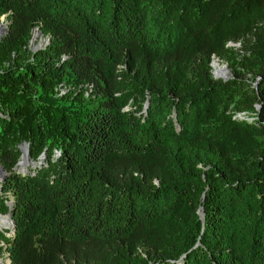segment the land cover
Segmentation results:
<instances>
[{"label":"trees","instance_id":"1","mask_svg":"<svg viewBox=\"0 0 264 264\" xmlns=\"http://www.w3.org/2000/svg\"><path fill=\"white\" fill-rule=\"evenodd\" d=\"M4 14L11 264H264V0H0ZM36 27L50 42L33 51ZM62 82L89 97L57 96ZM22 145L46 157L26 173Z\"/></svg>","mask_w":264,"mask_h":264},{"label":"rangeland","instance_id":"2","mask_svg":"<svg viewBox=\"0 0 264 264\" xmlns=\"http://www.w3.org/2000/svg\"><path fill=\"white\" fill-rule=\"evenodd\" d=\"M8 21V19H7V16H4V19L2 20L3 21V23L5 22V21ZM40 30L38 29V27H36L34 30H33V33H32V36H31V39H30V41H29V47H30V49L32 50V47L34 46V45H38V44H42L41 45V47L42 48H44L45 46H47L48 45V43L50 42V38L48 37V35H44L43 33H42V36H40L39 35V32ZM34 34H37L38 36L34 39ZM47 38H49V41L47 42ZM39 50V49H38ZM216 61V60H215ZM217 63H218V65L219 66H223L224 64H226V63H224V62H222V61H217ZM228 67V66H227ZM216 73V68H215V66L213 65L212 66V74H213V76H214V74ZM231 74H230V70L229 71H227V74H226V76H230ZM226 76H224V77H226ZM215 77H216V74H215ZM216 78H222V77H216ZM64 84V82H62V83H60L59 85H57V87H56V92H57V96H61V95H63V96H67L68 98H73L76 94H78L80 91V88H83V91H84V96L85 97H89V93H90V90H91V85H88L87 86V84H85L83 87H81V85H79V87H78V90H77V88H74L73 86H71V85H68L67 87L65 86V85H63ZM67 85V84H66ZM60 89H62L63 91L61 92V90ZM74 94V95H73ZM72 95H73V97H72ZM23 146V145H22ZM27 146V145H26ZM25 148L26 147H22V153H23V150H25ZM28 148V147H27ZM28 150V149H27ZM22 153H21V156L19 157V159H18V161H17V163H16V165H15V170L17 171V172H20V173H26V172H28V171H30L31 169H34L35 168V166H38V165H41L44 161H45V156H41L40 157V160L37 162V161H34V160H32V159H30V157H29V154H28V151H27V153H25V155L23 156L22 155ZM20 162H22V163H25L26 164V167H27V169L25 168V170H22V169H20L19 168V163ZM18 165V166H17ZM0 183H1V188H2V180H0ZM1 192V191H0ZM2 215L0 214V217H1Z\"/></svg>","mask_w":264,"mask_h":264},{"label":"built area","instance_id":"3","mask_svg":"<svg viewBox=\"0 0 264 264\" xmlns=\"http://www.w3.org/2000/svg\"><path fill=\"white\" fill-rule=\"evenodd\" d=\"M60 90L61 92L63 91L62 89ZM0 191H1L0 197L1 198L3 197L6 206H8L9 208V211L7 213H2L0 211V214L2 215L0 217V262L7 261L9 264H11V260L9 258V254L7 251V243L3 237L10 238L14 233V221L10 216L11 213L10 210L12 209L14 203V197L9 191L3 192V188H1V183H0ZM7 217L9 219V223H5V221L3 222V218H7Z\"/></svg>","mask_w":264,"mask_h":264},{"label":"water","instance_id":"4","mask_svg":"<svg viewBox=\"0 0 264 264\" xmlns=\"http://www.w3.org/2000/svg\"><path fill=\"white\" fill-rule=\"evenodd\" d=\"M4 16H7V14L2 15L3 19H4ZM8 22H9V21H7V20H6L4 23H2V21L0 22L1 24H3V27H4V31H3V33L0 35V38L2 37V35H4V34L7 32V30H8ZM38 33H39L40 36H42V32H41V31H39ZM48 41H49V38H47V42H48ZM41 45H42V44L34 45V46L32 47V50H33V51H37L38 49H41V48H42ZM215 60L218 61L217 58H214V59L212 60V62H211V65H212V66H213V62H214ZM223 66L225 67V69H226L227 71H229V68L227 67V64H224ZM228 77H229V76L222 77V79H223V80H226ZM214 78H216L215 75H214ZM257 84H258V81H255V82H254V87H255V88H257ZM259 107H260L259 104L256 105V108H257V109H259ZM177 127H178V126H177ZM25 153H27V147L25 148V150H23L22 155L24 156ZM25 156H26V155H25ZM0 174H1V180H2V181H3V180L6 178V176L8 175V172L5 170V168H4L1 164H0ZM199 213L201 214V210L199 211ZM10 216L12 217V214H11V213H10Z\"/></svg>","mask_w":264,"mask_h":264},{"label":"bare ground","instance_id":"5","mask_svg":"<svg viewBox=\"0 0 264 264\" xmlns=\"http://www.w3.org/2000/svg\"><path fill=\"white\" fill-rule=\"evenodd\" d=\"M2 20H3V17L1 16L0 17V22ZM2 23H3V21H2ZM3 31H4L3 24L0 23V35L3 33ZM33 36H34V39H35L38 35L37 34H34ZM213 65L216 68V73H215L216 74V77H224V76H226L227 70L225 69L224 66H219L218 63H217V61H214L213 62ZM19 164H20L19 165V168L20 169L25 170V168H27L25 163L20 162ZM0 180H1V174H0ZM4 221H5V223H9L8 217L7 218H3V222ZM0 264H9V263L6 261V262H0Z\"/></svg>","mask_w":264,"mask_h":264}]
</instances>
